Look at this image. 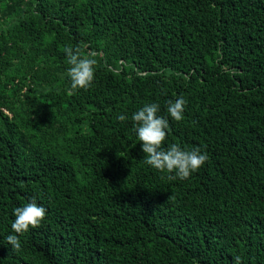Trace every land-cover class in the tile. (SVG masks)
Listing matches in <instances>:
<instances>
[{"label":"trees","instance_id":"16d2710c","mask_svg":"<svg viewBox=\"0 0 264 264\" xmlns=\"http://www.w3.org/2000/svg\"><path fill=\"white\" fill-rule=\"evenodd\" d=\"M67 45L98 61L74 94ZM151 103L163 147L208 156L188 179L144 163L132 114ZM32 200L46 217L12 251ZM236 256L264 264V0H0V264Z\"/></svg>","mask_w":264,"mask_h":264},{"label":"clouds","instance_id":"9594fccd","mask_svg":"<svg viewBox=\"0 0 264 264\" xmlns=\"http://www.w3.org/2000/svg\"><path fill=\"white\" fill-rule=\"evenodd\" d=\"M64 52L70 66L67 69V76L71 81L70 91L74 94L79 89H88L94 81L98 61L90 55H82L80 47L67 45ZM186 104L187 101L182 96L175 101L169 100L167 112L173 120L179 122L184 119ZM159 111V105L151 103L145 104L132 114L134 129L145 154L144 163L162 173L167 172L169 180L188 179L205 164L208 156L199 146L182 149L178 144H171L163 147L169 120L158 115ZM116 118L121 122L127 119L124 115H118ZM13 215L15 219L11 228L16 235H9L7 241L12 246V251H19L21 249L19 236L30 229L38 228L46 217V209L32 200L22 207H16ZM234 260L235 264H241L240 256H236Z\"/></svg>","mask_w":264,"mask_h":264},{"label":"bare ground","instance_id":"6f19581e","mask_svg":"<svg viewBox=\"0 0 264 264\" xmlns=\"http://www.w3.org/2000/svg\"><path fill=\"white\" fill-rule=\"evenodd\" d=\"M75 202V201H74ZM87 237V236H86ZM90 241V240H89Z\"/></svg>","mask_w":264,"mask_h":264}]
</instances>
